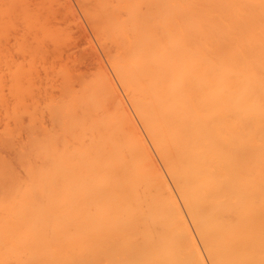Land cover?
Here are the masks:
<instances>
[{"label": "bare ground", "instance_id": "1", "mask_svg": "<svg viewBox=\"0 0 264 264\" xmlns=\"http://www.w3.org/2000/svg\"><path fill=\"white\" fill-rule=\"evenodd\" d=\"M93 2L151 146L108 78L37 117L0 43V264H264V0Z\"/></svg>", "mask_w": 264, "mask_h": 264}, {"label": "rangeland", "instance_id": "2", "mask_svg": "<svg viewBox=\"0 0 264 264\" xmlns=\"http://www.w3.org/2000/svg\"><path fill=\"white\" fill-rule=\"evenodd\" d=\"M0 1L3 2V0H0ZM12 1L13 2H11V3L9 2V4L3 3V4H5V5L8 6V9L11 6V10L10 11H8V9L5 6V9H7V10L4 9L5 10V13H4V11H3V14L0 12V18L3 15H5V18L3 17L2 19H5L6 20V21L5 20L2 21V19H0L1 20L0 22H5V24H6V22L8 21L7 22V25H5L3 23L0 24V32L1 33H2V31H5V29H6V33L3 32V35L4 36L0 38V39H4L3 41H0V43L3 46L1 44H0V46H2L1 49L2 48L4 49V54L5 55L3 57H5L7 55L6 56V60H7V58H8L9 61L12 60L11 61V64H12V62L18 63V64L21 63V64H23L22 65L23 68H24V65L27 64L26 67L24 68V73H25V69L28 68L27 66H29V71H31V72H28L27 73V70H28L27 69L26 70V73H27V75H29L31 73L30 74L31 75L30 76L31 78H29V76L27 77V75L25 73V75H26L25 77L26 78H24V80L22 79V82L25 81V82L22 83V85L24 83L25 84L28 83V85L31 84V85H29L30 88H32V90H33V92H32L31 89L29 88V90H30L29 92H31V94H29L28 89L26 90V87H23V88L25 89L24 92L26 91L29 94V95L26 94V95H28V98H33L32 101H30L31 99L29 101L30 102H34L35 101L33 103V107L35 106L37 108L36 105H40V107H41L42 105L46 104L45 103L46 101L44 99H46V98L49 99L50 98L49 96L52 97V95H54L53 97H55V98H59L61 95L65 94L69 90L67 87H65L68 90L66 92H63V89H62L63 87H60L61 83L63 82V78H64L62 76V73L68 75V76H66V75H64V76L66 78L68 77V80L72 83V85L74 84L72 86V87H74L73 89L70 87V90H72V91H69L70 93L67 92V94L65 96H68L69 94H71L73 92V90H77L76 88H79L80 89L81 88L80 85H81L82 81H83L84 84H85V81H86V84L85 85L88 86V87H84V88H87V89H84V91L85 90H88L89 91V89L93 88L94 85H97V83H98L99 80H100L99 83L101 84V80H102L101 77H104L106 79L108 78L107 79L108 82L110 84H112L113 86H115L116 89H117V90H115V89L114 90L117 91V94L116 95L119 97V99L122 100V103L120 102L121 105H122V108H123V105H124L125 108H123V109H127L125 111H127V113L129 112L128 113L129 116L131 115L130 117H133L134 118V121H135L134 123L137 125V127H136L137 130L139 128V131L141 132L142 136L143 137L145 136L144 138L146 139V141L149 144V146H151V144L149 142V139H148V137H147V135H146V133L144 131V128H143L142 123L140 122V120L138 118H136L137 115L134 113V110L132 109L131 103L128 101L127 96L125 94H123L124 93V90H123V88H121L122 86L119 83V81H118V79H117V77H116V75H115V73H114V71H113V69H112V67L110 65L109 56L107 54H109L108 52H110V54H111L114 51V49H113L114 48L113 47L114 45L113 46L111 45V47H110V44H108L109 49H107V50H106V48H108L107 46H106V48L103 47L102 44H105V41L107 40V42H108L109 40L108 39H105L104 41H102V39L104 37L103 38L101 37L102 39L99 37L100 36L99 35L100 32L98 34V30H99L98 28H99L100 25H99V23L97 24L98 21L97 22H95V21L92 22L91 21L93 18L96 19V16L94 17V15H97V14H94V15L91 14L92 15L91 16L90 13H88V14L86 13V10L87 9L89 10V8H90V10H91V8L93 6H95L94 5L95 2H93V0L92 1H90V0L84 1L83 0L84 3L82 1L80 2V0H62L63 2L61 0H29V1L28 0H12ZM67 1H69L70 4ZM71 4H72V7H71ZM25 5H26V7H25ZM27 5H28V8H27ZM89 6H91V7H89ZM86 7H88V8H86ZM0 8H2V9L4 8L2 4L0 5ZM2 9H0V11H2ZM28 10H30V11H28ZM31 11H32V13H31ZM42 14H44L45 16L42 15ZM54 14H58L59 16L54 15ZM23 15L26 16V17H24ZM88 15H90L92 17V19ZM8 16H9V18H8ZM57 21H59V22H57ZM10 22H12V23H10ZM43 22H44V24H43ZM91 24L93 25V27H92ZM3 25L6 26V27H4ZM94 25H96V26H94ZM2 26H3V30H1L2 29ZM50 26H51V29H50ZM33 29H34V31H33ZM35 30H36V32H35ZM15 31H16V33H15ZM60 32H61V34H60ZM1 33H0V35H1ZM49 34H50V36H49ZM16 35H17V37H16ZM6 37L8 38V40H7ZM99 38L101 39V42H100ZM102 42H104V43H102ZM107 42H106V44H107ZM56 43H57V45H56ZM110 43H111V40H110ZM61 49H64V50H61ZM12 51H13V53H12ZM63 52H65V53L63 54ZM94 52H96V53H94ZM33 54H34V56H33ZM33 57H34L35 60H33ZM27 59H29V60H27ZM97 63L99 64V66H98ZM18 64H16V65H18ZM42 65H44V66H42ZM9 66H10V64L8 63V67ZM48 66L50 68H48ZM106 66H107V69H106ZM20 67H21V65L17 68V70ZM30 67H32V69ZM2 69H1V73L3 72L4 76L7 77L8 76L7 75L8 73L7 74H6V72L4 73V71L7 70V69L5 68L3 71H2ZM20 71H21V69H20ZM110 72H112V73H110ZM1 73H0V75H2ZM95 73H97V74H95ZM100 75H102V76H100ZM76 76H78V77H76ZM97 77H99V78H97ZM7 78L9 79V77H7ZM43 78L45 80H43ZM75 78H77L78 80L75 79ZM94 78H95V80H94L95 81L94 82L95 84L92 83L91 85H93V86H90L91 88H89V85L90 84L87 85V82L91 83L90 81H92V79H94ZM111 78H112V80H111ZM8 79L5 78L4 81L7 80V83H8ZM25 79H29V80H25ZM68 80H65L64 82L67 83ZM2 81H3V79H2ZM112 81L114 82V84H113ZM70 82L67 83V85H70ZM25 84H24V86H25ZM62 85H63V83H62ZM99 85H97V87H99ZM82 86H84V85H82ZM6 87H7V85H6ZM101 89L103 90V88H101ZM3 90H4L3 93L6 95V97H8L7 98V101H9L11 103L13 101V98L8 95V91H6L7 88L5 90V88L3 86ZM61 90H62V94L58 97L59 93H61ZM77 91L79 92V90H77ZM81 91H82V88L80 89V92ZM53 92H54V94H53ZM74 92H76V91H74ZM26 95H24V96H26ZM31 95H33V96H31ZM65 96H63V97H65ZM117 96H116V98H118ZM23 98L25 99L26 97H23ZM55 98H53V101H55V102L56 101L58 102V100H61L62 99L61 97H60L61 99H58V100H56ZM109 99H110L109 101H111V103L108 100H106L105 103L108 101L110 103V105H108V104L107 105L110 107V106H112L111 105L112 103L114 104V102H112V100H114V99H111V97H109ZM24 101L26 102V99ZM50 101H52V100H50ZM25 102H24V105L23 106H26L27 104H29V103L26 104ZM34 104H36V105H34ZM125 104L127 105V107H126ZM47 105H45V107H44L45 110L47 109V107H46ZM27 106H28V108H27ZM27 106H26V109L27 110H30L31 109V106H29V105H27ZM40 107L38 106V108H40ZM36 108H35V111L34 112H35L36 115H38L37 117H39V115L42 116L43 114L42 113L41 114L39 113L40 110L38 108H37V111H36ZM44 108H43V106L41 107L42 110H44ZM110 109L112 110V107ZM33 110H34V108H33ZM47 112H44L43 121L45 120L46 121L45 124L49 125L48 124L49 123L48 122L49 120H47V119H49L50 117H49V113H47ZM47 114H48V116H47ZM27 117H28V115H27ZM27 117H25V118L24 117H21L22 120H23V124H25V125H27L26 124L27 123L26 120L28 119ZM36 118L34 120H36ZM27 121H29V119ZM39 122H37V124ZM34 123H35V128L36 129L38 128V130H39L40 127H37L36 121ZM23 124H22V126H23ZM42 126L47 127L46 125H43V123H42ZM47 128H49V126ZM23 131H24V129H23ZM24 133L22 132L20 134L22 135ZM22 137H21V139H25L26 138L25 136L23 138ZM25 140H27V138ZM150 148H151L150 150L152 151L153 156L156 158V155H155L152 147H150ZM156 160H157V162H158L161 170L164 172V169H163L162 165L160 164V162L158 161L157 158H156ZM166 178L169 181L168 183H169L170 187H172L171 182L168 179L167 175H165V179ZM172 190H174V189H172ZM192 232L194 233V231H192ZM199 247H200V245H199Z\"/></svg>", "mask_w": 264, "mask_h": 264}]
</instances>
